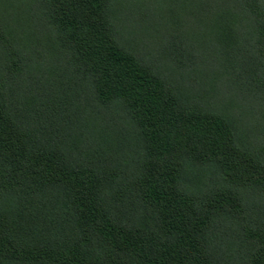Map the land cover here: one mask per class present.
I'll return each mask as SVG.
<instances>
[{
    "label": "trees",
    "instance_id": "1",
    "mask_svg": "<svg viewBox=\"0 0 264 264\" xmlns=\"http://www.w3.org/2000/svg\"><path fill=\"white\" fill-rule=\"evenodd\" d=\"M0 264H264V0H0Z\"/></svg>",
    "mask_w": 264,
    "mask_h": 264
}]
</instances>
